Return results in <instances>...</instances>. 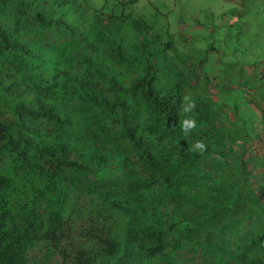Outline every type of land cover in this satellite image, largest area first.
Masks as SVG:
<instances>
[{"label": "trees", "instance_id": "16d2710c", "mask_svg": "<svg viewBox=\"0 0 264 264\" xmlns=\"http://www.w3.org/2000/svg\"><path fill=\"white\" fill-rule=\"evenodd\" d=\"M126 4L0 0V264H264L248 134Z\"/></svg>", "mask_w": 264, "mask_h": 264}, {"label": "rangeland", "instance_id": "374dc122", "mask_svg": "<svg viewBox=\"0 0 264 264\" xmlns=\"http://www.w3.org/2000/svg\"><path fill=\"white\" fill-rule=\"evenodd\" d=\"M80 1H90L92 8L106 4L114 12L117 2L127 1L125 12L176 40L179 54L201 47L204 84L196 91L216 93L210 96L216 99L212 116L222 130L225 117L238 118L230 126L248 134L245 148L251 159L246 162L252 169L258 163V173L264 172V0Z\"/></svg>", "mask_w": 264, "mask_h": 264}, {"label": "clouds", "instance_id": "9594fccd", "mask_svg": "<svg viewBox=\"0 0 264 264\" xmlns=\"http://www.w3.org/2000/svg\"><path fill=\"white\" fill-rule=\"evenodd\" d=\"M188 127H194V122L193 121H189L187 122ZM198 147H203V145H198Z\"/></svg>", "mask_w": 264, "mask_h": 264}, {"label": "crops", "instance_id": "0c3cea01", "mask_svg": "<svg viewBox=\"0 0 264 264\" xmlns=\"http://www.w3.org/2000/svg\"><path fill=\"white\" fill-rule=\"evenodd\" d=\"M196 28H199V27H196ZM190 36H191V35H190ZM191 37H192V36H191ZM192 38H193V37H192ZM231 102H232V101H231ZM231 102H230V103H231Z\"/></svg>", "mask_w": 264, "mask_h": 264}]
</instances>
